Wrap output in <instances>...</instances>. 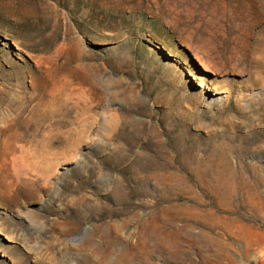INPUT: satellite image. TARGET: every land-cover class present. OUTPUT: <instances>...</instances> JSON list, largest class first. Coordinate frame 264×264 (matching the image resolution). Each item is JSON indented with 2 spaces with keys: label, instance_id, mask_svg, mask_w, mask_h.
<instances>
[{
  "label": "rangeland",
  "instance_id": "obj_1",
  "mask_svg": "<svg viewBox=\"0 0 264 264\" xmlns=\"http://www.w3.org/2000/svg\"><path fill=\"white\" fill-rule=\"evenodd\" d=\"M101 262L264 264V0H0V264Z\"/></svg>",
  "mask_w": 264,
  "mask_h": 264
},
{
  "label": "bare ground",
  "instance_id": "obj_2",
  "mask_svg": "<svg viewBox=\"0 0 264 264\" xmlns=\"http://www.w3.org/2000/svg\"><path fill=\"white\" fill-rule=\"evenodd\" d=\"M100 242V241H99ZM134 246V245H133ZM133 251V250H132ZM93 257V256H92ZM102 257V256H101ZM133 255H124V258L126 259V261H132L133 260ZM41 262V261H40ZM83 263V262H82ZM106 263V262H105ZM100 264H103L102 262Z\"/></svg>",
  "mask_w": 264,
  "mask_h": 264
}]
</instances>
